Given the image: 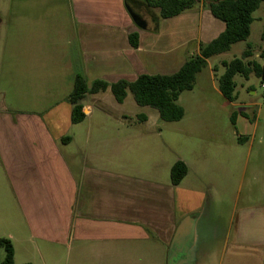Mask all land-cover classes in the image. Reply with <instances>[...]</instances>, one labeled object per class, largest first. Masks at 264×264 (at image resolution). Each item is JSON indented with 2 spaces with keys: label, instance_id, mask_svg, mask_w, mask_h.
I'll return each instance as SVG.
<instances>
[{
  "label": "crops",
  "instance_id": "crops-1",
  "mask_svg": "<svg viewBox=\"0 0 264 264\" xmlns=\"http://www.w3.org/2000/svg\"><path fill=\"white\" fill-rule=\"evenodd\" d=\"M70 2L71 31L62 25L52 32L43 21L32 20L35 23L28 32L15 33L13 53L28 55L35 67L37 63L45 68L60 63L81 71L74 75L72 87L78 74L90 85L177 73L189 54L199 53L201 43L212 42L226 30L225 23L203 8L161 19L159 11L142 0ZM127 5L142 15L146 29L136 25ZM132 33L139 35L138 48L130 43ZM217 69L210 68L211 72ZM72 90L41 111H0V184L5 182L11 197L7 219L14 229L24 230L29 242L64 247L68 264H216L218 259L219 264H264V187L261 194L255 189L259 181L264 186V175L251 172L254 183H250L245 201L240 203L237 195L232 203L206 179L210 156L197 144L187 151L165 144L175 155L170 168L178 161L189 168L177 186L171 179L162 180L158 154L150 172L133 173L131 147L146 146L141 135L154 134L155 129L88 127L80 142L76 133L81 127L73 136L69 134L92 115V106L85 100L97 101L111 91L88 95L83 101L85 120L73 124L68 100ZM182 96L179 104L184 117L179 122L188 116L194 129V122L207 118L209 112L196 109L189 113ZM137 117L144 123L160 120L159 114ZM230 121L235 139L245 142L250 138L252 147L256 125L248 114L233 112ZM67 137L70 140L64 143ZM162 146L157 143L153 150L157 152L159 147L161 151ZM219 150L217 169L224 173L228 158L235 163L237 150L225 146ZM142 152L147 155L146 148L140 155ZM1 209L0 224L4 220ZM180 227L182 239L170 262ZM2 236L15 249L18 236Z\"/></svg>",
  "mask_w": 264,
  "mask_h": 264
},
{
  "label": "rangeland",
  "instance_id": "rangeland-1",
  "mask_svg": "<svg viewBox=\"0 0 264 264\" xmlns=\"http://www.w3.org/2000/svg\"><path fill=\"white\" fill-rule=\"evenodd\" d=\"M72 15L70 0H0V111L2 108L41 111L73 88L74 75L81 71L62 67L65 64L60 63H53L51 68L41 67L37 63L35 67L36 63L28 55L13 53L15 33L28 32L35 23L32 20L43 21L52 32L59 30L62 25L71 31ZM253 16L255 21L249 39L233 45L227 53L210 58L211 67L206 66L197 76L194 90L183 93L182 103L189 113L196 109L209 112L207 118L197 119L194 122V129L191 128V120L188 116L182 122L167 123L161 120L141 122L137 117L139 114H156L158 117L157 111L137 105L131 93L124 104L117 103L111 93H106L98 96L97 101L85 100V103L92 106V115L85 122L76 125L69 135L73 136L81 127L76 136L78 141L84 142V131H87L88 127L94 129H113L130 125L153 127L154 134L141 135L145 138L146 146L131 147L135 153L131 169L137 174L150 172L152 159L158 154V170H161L164 182L170 181V165L175 160V155L165 144L186 151L192 144H197L210 156L211 168L206 172V179L215 185L217 190L224 192L230 202L233 203L234 198L239 195L240 203H243L251 183V172L256 171L264 175L263 83L254 74L249 79L240 75L235 76L234 81L237 85L235 94L238 98L235 102H229L220 93L218 80L225 71L222 61L230 62L234 58H241L248 51V43L252 46V59L264 66V58L260 57L264 50V2ZM53 39L58 41L56 37ZM214 67L218 68L217 71L211 72L210 68ZM50 96L54 99H49ZM242 105L250 107L239 108ZM233 112L247 113L251 124L256 125L252 147H250V138L241 142L232 134L234 129L230 115ZM95 136L109 135L95 134ZM157 143L163 146L161 151L158 147V151L155 152L153 145ZM223 146L232 150L235 148L237 156L235 163L228 158L225 172L221 173L217 165L219 149ZM145 148L147 155L144 156L143 152L140 155V151ZM160 155H162L161 163H159ZM255 185L257 194H261L263 182L259 181ZM5 186V182L0 184V208L4 219L0 224V237L10 234L18 236L14 264H68L64 247L29 242L28 234L24 230L12 227L7 219V211L11 208V197ZM5 256V250L0 248V264H3ZM216 264H219V259L216 260Z\"/></svg>",
  "mask_w": 264,
  "mask_h": 264
},
{
  "label": "trees",
  "instance_id": "trees-1",
  "mask_svg": "<svg viewBox=\"0 0 264 264\" xmlns=\"http://www.w3.org/2000/svg\"><path fill=\"white\" fill-rule=\"evenodd\" d=\"M151 9H157L161 19H169L199 8L209 10L212 15L226 25V30L208 44L199 45V53L189 54L182 68L169 75H141L135 81L120 80L109 84L106 81H94L90 85L85 76L78 74L74 87L69 95L72 105V122L79 124L86 118L83 101L88 95H95L110 90L118 103H123L128 93L133 95L137 105L156 110L159 119L163 122H179L184 117V109L179 104V97L186 91L194 89L197 76L207 66V60L231 50L233 45L245 42L251 34V27L255 21L253 14L264 0H142ZM134 48L139 47L138 33L129 35ZM247 49L241 58H234L230 62H223L224 73L218 80L219 90L230 102L237 100L235 76L246 79L254 74L264 84V66L253 60L252 46ZM264 58V50L260 54ZM216 70V69H215ZM70 140L69 137L63 142ZM189 172L188 166L176 162L170 171L171 183L179 185ZM0 248L5 250L3 264L15 263V249L7 238H0Z\"/></svg>",
  "mask_w": 264,
  "mask_h": 264
},
{
  "label": "water",
  "instance_id": "water-1",
  "mask_svg": "<svg viewBox=\"0 0 264 264\" xmlns=\"http://www.w3.org/2000/svg\"><path fill=\"white\" fill-rule=\"evenodd\" d=\"M127 9L131 15V17L133 18L134 22L136 23V25L141 28V29H146V22L143 20V18L141 16H139L138 13L135 12V10L133 8H131L129 5H127ZM181 234H182V227H180L179 232L177 234V237L175 238V240L173 241V244L171 246V251H170V262L172 261V257L174 254V250H176V244L178 243V240L181 241ZM182 246V245H180ZM183 250H185L184 252H186V248L185 246L183 247ZM172 264V262H171Z\"/></svg>",
  "mask_w": 264,
  "mask_h": 264
},
{
  "label": "flooded vegetation",
  "instance_id": "flooded-vegetation-1",
  "mask_svg": "<svg viewBox=\"0 0 264 264\" xmlns=\"http://www.w3.org/2000/svg\"><path fill=\"white\" fill-rule=\"evenodd\" d=\"M135 12H136V11H135ZM136 13H138V12H136ZM138 14H139V13H138ZM139 16H141V17H142V15H140V14H139Z\"/></svg>",
  "mask_w": 264,
  "mask_h": 264
},
{
  "label": "built area",
  "instance_id": "built-area-1",
  "mask_svg": "<svg viewBox=\"0 0 264 264\" xmlns=\"http://www.w3.org/2000/svg\"><path fill=\"white\" fill-rule=\"evenodd\" d=\"M263 88H264V84H263Z\"/></svg>",
  "mask_w": 264,
  "mask_h": 264
}]
</instances>
